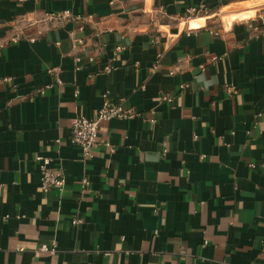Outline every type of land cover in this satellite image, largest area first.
Here are the masks:
<instances>
[{
	"label": "crops",
	"instance_id": "obj_1",
	"mask_svg": "<svg viewBox=\"0 0 264 264\" xmlns=\"http://www.w3.org/2000/svg\"><path fill=\"white\" fill-rule=\"evenodd\" d=\"M0 264H264V0H0Z\"/></svg>",
	"mask_w": 264,
	"mask_h": 264
},
{
	"label": "built area",
	"instance_id": "obj_2",
	"mask_svg": "<svg viewBox=\"0 0 264 264\" xmlns=\"http://www.w3.org/2000/svg\"><path fill=\"white\" fill-rule=\"evenodd\" d=\"M22 1V0H21ZM117 0H111L114 3ZM191 14H196L198 12H206L207 6L202 4L200 8H191ZM55 16L51 14V16ZM64 16L70 15L68 12H64ZM98 35H101L99 32ZM20 39V37H15L12 41L16 42ZM76 42L80 44H84L83 39H78ZM127 50V46L124 44L116 45L113 51V57L111 58L110 62L107 63L104 68L103 72L111 73L114 71L116 66V60L119 53L124 52ZM76 61L79 62L81 58L77 56ZM91 61L96 59L95 56H89ZM50 72H53L50 69ZM57 81L60 83V80L57 78ZM52 85H47L36 90V95L45 94L47 89L50 88ZM181 88L184 90L186 88V84H183ZM228 90L232 93L237 92V88L234 86H228ZM110 91L107 90L103 94V102L100 109L97 111L96 115L93 118H88L85 116H77L72 121V142L79 146L86 158H93L96 154V148L100 144L109 145L107 142L103 141L101 138V125L104 121L111 120L113 118H128L134 117L139 115V112L134 110L133 108H126L123 104V100L119 102H115L110 99L109 97ZM162 100L171 102L172 97L168 94L162 95ZM145 120L149 123H156L157 119L155 117L154 111H151L150 116H144ZM165 145V151L167 150V144ZM35 159L39 162L40 167V174H41V186L45 193L50 192L53 189H57L59 191H63L66 186V176L63 170L53 168L51 166V160L48 157L38 155ZM84 183H88V179H84ZM72 224L78 225L82 223L81 218H73L71 221ZM41 251L55 253L57 251V246L53 243L51 246L48 244H43L41 246Z\"/></svg>",
	"mask_w": 264,
	"mask_h": 264
},
{
	"label": "rangeland",
	"instance_id": "obj_3",
	"mask_svg": "<svg viewBox=\"0 0 264 264\" xmlns=\"http://www.w3.org/2000/svg\"><path fill=\"white\" fill-rule=\"evenodd\" d=\"M230 13V9H226V10H224L222 13H221V17L223 18L224 17V15H228ZM228 17H230V16H228ZM225 21H226V19H224Z\"/></svg>",
	"mask_w": 264,
	"mask_h": 264
}]
</instances>
